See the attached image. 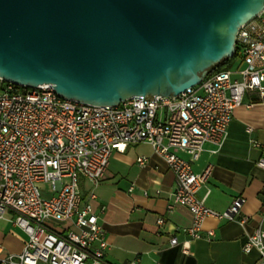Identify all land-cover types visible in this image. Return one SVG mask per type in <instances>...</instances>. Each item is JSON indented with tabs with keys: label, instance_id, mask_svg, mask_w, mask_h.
Masks as SVG:
<instances>
[{
	"label": "built area",
	"instance_id": "built-area-1",
	"mask_svg": "<svg viewBox=\"0 0 264 264\" xmlns=\"http://www.w3.org/2000/svg\"><path fill=\"white\" fill-rule=\"evenodd\" d=\"M236 45L238 66L210 72L178 96H140L118 106L84 104L63 98L50 84L32 88L0 78V220L12 214L28 236L21 253L1 262L108 264L109 244L94 194L84 196L81 182L99 184L113 154L139 143L150 144L175 174L168 208L182 205L191 211L193 240L214 237L212 229L203 234L210 217L244 226L246 199L234 198L223 212L211 209L198 197L210 168L201 173L192 168L206 144L223 147L235 110L248 96L264 99V10L240 27ZM147 162L137 158L140 166ZM257 165L264 169V158ZM171 245H178L176 237ZM253 249L260 253L258 264H264V227L243 246L245 253Z\"/></svg>",
	"mask_w": 264,
	"mask_h": 264
},
{
	"label": "water",
	"instance_id": "water-1",
	"mask_svg": "<svg viewBox=\"0 0 264 264\" xmlns=\"http://www.w3.org/2000/svg\"><path fill=\"white\" fill-rule=\"evenodd\" d=\"M264 0H0V78L118 106L178 96L237 51Z\"/></svg>",
	"mask_w": 264,
	"mask_h": 264
},
{
	"label": "crops",
	"instance_id": "crops-1",
	"mask_svg": "<svg viewBox=\"0 0 264 264\" xmlns=\"http://www.w3.org/2000/svg\"><path fill=\"white\" fill-rule=\"evenodd\" d=\"M252 105L250 106V104ZM250 130V131H249ZM257 143L259 146H255ZM183 157L188 158L184 153ZM138 157H146L144 166ZM264 99L248 96L235 110L228 136L221 149L206 144L192 168L201 173L210 168L207 182L198 191L211 209L223 212L234 198L246 199L242 226L237 221L207 218L203 234L212 229L214 237L193 240L188 233L191 211L182 205L168 206L177 178L165 160L148 143L128 145L115 152L104 179L97 185L81 182L84 196L94 194L95 213L105 230L109 248L108 264H258L260 253L243 246L255 229L264 227ZM163 219V224L158 220ZM176 237L178 245L172 246ZM28 236L7 214L0 220V264L9 254L22 252ZM186 251V252H185Z\"/></svg>",
	"mask_w": 264,
	"mask_h": 264
},
{
	"label": "trees",
	"instance_id": "trees-1",
	"mask_svg": "<svg viewBox=\"0 0 264 264\" xmlns=\"http://www.w3.org/2000/svg\"><path fill=\"white\" fill-rule=\"evenodd\" d=\"M240 56H241L240 55V51H239V48L237 47V51H236L234 57H232L230 59L223 60L221 63H219L218 65L213 67L210 72H216V71H220V70H225V69H228V68L232 67L233 64L235 63V61L240 58Z\"/></svg>",
	"mask_w": 264,
	"mask_h": 264
},
{
	"label": "rangeland",
	"instance_id": "rangeland-1",
	"mask_svg": "<svg viewBox=\"0 0 264 264\" xmlns=\"http://www.w3.org/2000/svg\"><path fill=\"white\" fill-rule=\"evenodd\" d=\"M239 64H240V60L238 59V60L235 61V63L233 64L232 67H234V66H238Z\"/></svg>",
	"mask_w": 264,
	"mask_h": 264
}]
</instances>
